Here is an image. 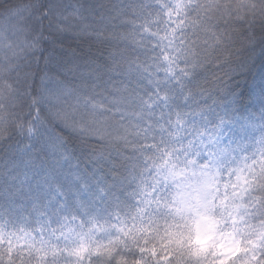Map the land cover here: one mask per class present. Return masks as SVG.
<instances>
[{
	"label": "clouds",
	"instance_id": "1",
	"mask_svg": "<svg viewBox=\"0 0 264 264\" xmlns=\"http://www.w3.org/2000/svg\"><path fill=\"white\" fill-rule=\"evenodd\" d=\"M262 138L264 0H0V247L25 240L12 264H109L93 249L145 225L216 260L264 245V171L242 198L231 187ZM220 148L203 177L215 231L202 221L197 242L174 173Z\"/></svg>",
	"mask_w": 264,
	"mask_h": 264
},
{
	"label": "snow or ice",
	"instance_id": "2",
	"mask_svg": "<svg viewBox=\"0 0 264 264\" xmlns=\"http://www.w3.org/2000/svg\"><path fill=\"white\" fill-rule=\"evenodd\" d=\"M182 8L183 5L181 4L178 7L177 14L182 11ZM145 30L150 31L147 27ZM173 37L174 30L160 36L162 40L167 39L169 41V47L172 46L171 41ZM163 58L169 65L167 71L169 73L173 72L176 66L175 54L165 52ZM228 152L229 149L227 148L209 150L208 158L200 165L189 167L187 171L181 169L174 173L175 176L183 178L180 184V191L177 194L179 207L176 211L178 214L180 212H193L199 216V219L195 221L197 242L199 241L202 221H209L207 227L213 232L215 231L216 224L215 219L207 214L206 204L210 197V190L214 185L208 184L203 179L204 175H206L204 170L216 167L217 163ZM187 163L189 166H193L195 161L188 160ZM257 168L264 171V156L259 161L253 160L251 163H245L236 170L235 179L231 184V187L234 189L233 195L240 198L243 197L251 181L254 179V176L250 173L256 171ZM211 195L214 196L215 193L213 192ZM225 200L226 197L222 198L221 203H224ZM236 207L238 208V206ZM201 208H204L205 211H198ZM236 220L237 217L233 216L234 223ZM121 231L123 235L117 238L118 244L115 241L113 243L105 241L103 245L93 249V254H106L109 264H231L242 252H246L248 255L245 264H264V245L255 242H252V247L245 248L240 245V241L238 240L237 245L239 246L235 248V251L224 249V252L230 254L222 255L220 260H216L214 259L218 255L216 251H213L211 256H209L207 245L200 243L199 247H194L191 239L188 244H185L184 239L186 234L177 232L172 226H168L162 233L157 232L155 241L151 240L153 229L147 225L136 228L135 232L132 229H122ZM232 235H235V233H232ZM258 239H264V235L258 237ZM26 242L33 250L43 252L45 256L51 254L44 251L46 241L43 239L29 238ZM24 243V239H21L19 243L9 240L6 254L4 248L0 247V264H12L15 257L22 255L19 249H22ZM86 251V248L76 249L75 254L83 257Z\"/></svg>",
	"mask_w": 264,
	"mask_h": 264
}]
</instances>
